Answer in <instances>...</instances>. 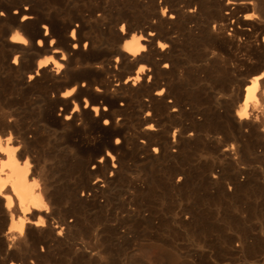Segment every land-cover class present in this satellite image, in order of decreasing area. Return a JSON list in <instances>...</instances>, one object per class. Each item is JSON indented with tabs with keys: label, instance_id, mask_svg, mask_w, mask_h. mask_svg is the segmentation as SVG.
<instances>
[{
	"label": "bare ground",
	"instance_id": "obj_1",
	"mask_svg": "<svg viewBox=\"0 0 264 264\" xmlns=\"http://www.w3.org/2000/svg\"><path fill=\"white\" fill-rule=\"evenodd\" d=\"M0 13V264H264V0Z\"/></svg>",
	"mask_w": 264,
	"mask_h": 264
},
{
	"label": "rangeland",
	"instance_id": "obj_2",
	"mask_svg": "<svg viewBox=\"0 0 264 264\" xmlns=\"http://www.w3.org/2000/svg\"><path fill=\"white\" fill-rule=\"evenodd\" d=\"M246 12H238L237 14L238 15H244ZM255 166H256V168L257 169H259V168H261V170H263L264 171V163H255ZM264 173V172H263ZM264 181V180H263ZM224 207H225V204H224ZM130 250V249H129ZM128 252V256H129V251H127ZM132 257H134V255H132ZM129 258H130V256H129Z\"/></svg>",
	"mask_w": 264,
	"mask_h": 264
},
{
	"label": "snow or ice",
	"instance_id": "obj_3",
	"mask_svg": "<svg viewBox=\"0 0 264 264\" xmlns=\"http://www.w3.org/2000/svg\"><path fill=\"white\" fill-rule=\"evenodd\" d=\"M0 15H3V13H0ZM161 47H166V45H161ZM105 123L107 124L108 122L105 121Z\"/></svg>",
	"mask_w": 264,
	"mask_h": 264
}]
</instances>
